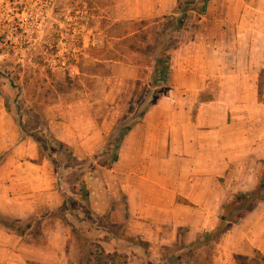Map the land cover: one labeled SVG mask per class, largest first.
I'll return each instance as SVG.
<instances>
[{"label": "rangeland", "instance_id": "1", "mask_svg": "<svg viewBox=\"0 0 264 264\" xmlns=\"http://www.w3.org/2000/svg\"><path fill=\"white\" fill-rule=\"evenodd\" d=\"M179 1L186 0H0V91L4 112L18 126V142L0 153V162H25L27 169L41 165L48 173L45 175L51 191L59 200L34 216L12 217L0 213V242L5 256L9 252L4 246L20 245L29 258L33 256L32 250L38 257L43 254L50 257L43 264H82L81 257L88 247L72 229L76 220L83 219L89 228L107 227L120 234L119 225L112 226L106 217L91 214L87 180L96 171L107 168L117 144L118 126L135 121L143 108L155 100L151 83H154L152 70L161 41L159 25L165 22V17L174 14ZM8 5L13 7L12 17L5 14ZM183 6L187 7L184 3ZM209 10L211 21L223 18L230 22L228 26L201 23L196 32H191L196 12L190 11L186 15V28L166 36V45L172 50L179 44L186 46L174 55L176 69H182V62L192 71L200 70L212 76L211 89L200 91L193 101L190 108L193 115L199 100L212 98L227 101L230 106L227 116L224 110L212 108V116L206 113L198 122L209 130L216 126L212 124L214 119L217 122L223 116L226 128L219 125L217 134L227 143L226 148L238 146L240 140L245 144L256 141L253 147H257V155H262L264 0L226 3L215 0L209 3ZM215 62L220 70L218 74L214 71ZM235 73L247 77L240 81ZM252 76L253 94L245 86ZM186 84L197 85L196 77L186 78L180 71L167 82L169 89L172 85ZM236 84L241 85L238 87L244 89L243 93L238 92ZM189 95L196 97V93ZM171 96L181 99L180 92H171ZM242 96L248 105L246 109L238 107ZM58 122L63 127L53 132L50 125ZM64 123L70 124L72 130ZM93 125L103 135L98 151H75L61 145L56 136H80L76 134L79 128L88 130ZM210 134L214 140L216 133ZM232 152L239 154L238 148H232ZM249 155L243 154V158L248 160ZM263 170L264 166L259 164L256 180ZM247 173L241 175L236 171L233 175L245 182L242 185L245 188ZM66 226L71 229L68 228L65 236ZM219 237L195 251L180 252V243L150 253L166 264H178L177 258L171 261L173 254L190 264H205L206 255L211 261L216 255ZM48 240L53 243L61 240V250L41 248ZM31 243L37 245L36 249ZM114 261L120 264L121 259ZM235 261L264 264V257L248 248L247 253L236 254ZM88 264L102 263L96 258Z\"/></svg>", "mask_w": 264, "mask_h": 264}, {"label": "crops", "instance_id": "2", "mask_svg": "<svg viewBox=\"0 0 264 264\" xmlns=\"http://www.w3.org/2000/svg\"><path fill=\"white\" fill-rule=\"evenodd\" d=\"M213 1L208 2L204 18L196 26L195 32L201 23L219 27L230 23L223 18L218 22L210 20L209 3ZM224 7L225 10L226 4ZM182 47L179 44L172 51L169 77L180 71L186 78L196 77L197 85H172L170 89L167 86L159 100L125 133L117 149L118 158L114 165L96 171L98 174L94 173L87 180L90 188L87 200L91 214L106 217L112 226L119 225L121 231L118 235L107 227L99 228L111 233L119 249H127L131 239L135 238L142 243L139 246L149 252L145 257L153 264L162 262L150 253L153 250L176 247L180 243L183 247L192 242L198 233L213 229L218 222L222 203L232 193L247 191L255 185V171L264 158V148L262 155H257V147H253L256 141L245 144L240 140L238 146L226 148L227 143L224 144L217 134L219 125H225L226 128L223 116L220 121L214 119L212 124L216 123V126L209 130L198 122L206 113L212 116V108L221 112L224 110L227 116L230 106L227 101L212 98L199 100L193 115L190 110L193 101H196L200 91L211 89L212 76L200 70L192 71L190 66L182 62V69H176L174 55L186 46ZM216 62L214 71L218 74L220 70ZM234 76L240 81L247 77L243 73H235ZM257 76L258 73L254 75L255 82ZM254 80L252 76L250 83L246 82L245 85L252 94L255 91ZM242 91L244 89L238 87V92ZM171 92H180L181 99L172 97ZM191 93H196L194 99L190 97ZM243 97L240 100L242 104H238L240 109L248 107ZM64 124L71 128L70 124ZM62 127V122L50 125L53 132ZM82 128L76 131L80 136H56L75 151H98L103 143L100 129L96 125L88 130ZM210 133H216L214 140ZM17 135L18 126L4 112L0 91V153L16 146ZM232 148H238L239 154L232 152ZM249 153L248 160H245L243 154ZM24 163L9 160L0 162L1 214L12 217L34 216L40 209L51 208L59 202L51 191V183L46 177L48 173L42 166L34 164V168L27 169ZM236 171L241 175L248 171L246 188L242 186L245 183L242 179L237 180L233 176ZM69 227L71 229V226L64 228L65 236ZM48 241L41 248L61 250V240L54 243ZM36 246L31 243V247L36 249ZM216 247L211 264H236L235 255L247 253L248 248L264 257V200L230 230L222 233ZM0 250H3L2 242ZM4 250H8L9 255L6 254V257L3 251L0 252V264H32L33 261L43 264L50 258L44 254L38 257L35 250L31 251L33 256L29 258L24 255V248L20 245L13 248L4 246ZM178 264L188 263L179 260Z\"/></svg>", "mask_w": 264, "mask_h": 264}, {"label": "trees", "instance_id": "3", "mask_svg": "<svg viewBox=\"0 0 264 264\" xmlns=\"http://www.w3.org/2000/svg\"><path fill=\"white\" fill-rule=\"evenodd\" d=\"M210 0H186L184 2L179 1L176 6V11L169 17H165V22L159 25L160 43L158 44V51L155 56V64L153 66L152 75L154 77V83H151V87L154 88L153 94L155 100L149 103L143 110L136 116V120L129 124H120L117 129V144L112 152L111 159L109 160L107 167H110L117 158V149L120 141L129 129L138 121L142 116L152 107L159 98L167 90V82L169 79L170 70V58L172 54V48L166 45V36L176 30L186 28V15L190 11H195L193 22L190 26V31L193 32L196 26L199 24L201 18L205 15L208 2ZM199 2V3H198ZM187 7L184 8L183 6ZM196 3V6L193 5ZM177 46V45H176ZM175 47V46H174ZM261 93V88H258V94ZM61 145L68 147L66 144L59 142ZM261 164L264 166V158L261 160ZM264 200V170L257 177L255 185L247 191L235 192L230 195L221 205L218 222L216 226L208 231H202L197 234L196 238L182 247L180 252L186 250L188 252L195 251L196 249L203 248L209 242H214L222 233L230 230L236 225L242 218H244L250 211H252L259 202ZM88 201V200H87ZM73 231L85 242L88 250L82 255V264H88L91 260L100 259L102 264H117L114 260L121 259L120 264H153L151 260L145 257L149 253L146 249L140 247L142 244L138 240L131 239L130 246L127 249H119L114 241V237L106 229H100L99 227L89 228L86 226L83 219L76 220L72 226ZM114 241V242H113ZM180 255L173 254L172 260L176 258L179 261ZM210 256L206 255L205 264H211ZM183 260V259H182ZM190 264L189 261H186ZM157 264H166V262H160Z\"/></svg>", "mask_w": 264, "mask_h": 264}, {"label": "built area", "instance_id": "4", "mask_svg": "<svg viewBox=\"0 0 264 264\" xmlns=\"http://www.w3.org/2000/svg\"><path fill=\"white\" fill-rule=\"evenodd\" d=\"M12 9H13V7H11V6H6V8H5V11H6V16L7 17H12L11 15H12Z\"/></svg>", "mask_w": 264, "mask_h": 264}]
</instances>
